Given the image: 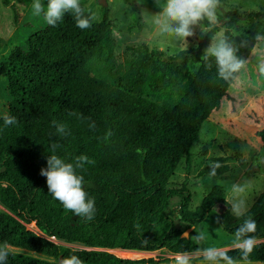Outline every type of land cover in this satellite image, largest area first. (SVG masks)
I'll use <instances>...</instances> for the list:
<instances>
[{"label":"trees","instance_id":"trees-1","mask_svg":"<svg viewBox=\"0 0 264 264\" xmlns=\"http://www.w3.org/2000/svg\"><path fill=\"white\" fill-rule=\"evenodd\" d=\"M81 3L85 14L92 15ZM219 8L224 11L218 15L220 26L202 32L194 48L166 55L144 43L132 46V58L120 69L105 8L88 29H79L65 14L56 26L46 23L32 34L26 49L10 50L0 68L10 97L6 115L17 121L5 126L0 119V244L11 246L7 264H59L60 257L71 255L84 264H169L152 257L130 259L129 252L174 255L199 247L183 238L185 231L166 214L173 198L181 199L184 229L197 230L218 205L224 207L219 225L231 236L243 219H254L257 231L252 235L260 243L250 260L264 264V192L247 216L237 219L223 187H214L193 211L186 187L166 188L200 125L229 97L240 74L226 82L218 77L214 60L202 59L211 37L224 28L233 43L238 20L264 19L262 13H239L223 0ZM139 21L133 14L127 30L139 27ZM257 33L264 35V25ZM245 39L248 46L241 58L248 59L253 44ZM190 63L198 67L191 71ZM53 122L64 125L63 134ZM257 136L264 143V130ZM53 143L58 145L55 153ZM51 154L67 163L81 155L93 161L76 170L84 177L88 198L95 200L91 220L66 211L49 194L39 173ZM229 255L239 257L237 251ZM193 264L205 262L199 257Z\"/></svg>","mask_w":264,"mask_h":264},{"label":"rangeland","instance_id":"rangeland-1","mask_svg":"<svg viewBox=\"0 0 264 264\" xmlns=\"http://www.w3.org/2000/svg\"><path fill=\"white\" fill-rule=\"evenodd\" d=\"M6 6L0 0V68L8 53L14 47L26 49V40L46 25L42 16H35L31 10L32 0H8ZM95 19H100L103 8L107 9L112 23V38L115 43V66L120 69L126 60L132 58L129 47L146 44L149 49H158L166 55H174L181 50L194 48L202 35L197 26L194 36L187 43H181L169 35L158 34L152 24V17L161 11L164 0H83ZM238 10L239 13H262L264 0H223ZM47 6V0H41ZM14 6L12 9L11 6ZM16 12V13H14ZM218 8L217 15H223ZM133 14L138 15L139 27L128 31ZM264 19L253 21L242 18L232 29L233 43L238 49V56L243 55L248 46L245 38L256 44L254 36L263 27ZM221 29V28H220ZM224 29V28H223ZM244 70L228 90L229 97H224L217 111H213L204 121L182 157L176 171L166 185L167 189L186 187L191 192L189 209L191 211L201 203L203 197L214 187H223L227 197L233 184L247 187V206L251 207L258 195L264 192V143L257 132L264 130V77L259 74V59L250 55ZM198 65L190 63L189 69ZM10 101L7 79L0 73V119L7 114ZM219 163L216 175L211 176V165ZM180 198H173L166 214L173 218L180 230L186 231L180 222ZM1 208V207H0ZM223 205L215 206L201 226L188 232L193 239L199 231L207 233V240L199 243V248L209 245L228 246L231 235L225 233L219 225V214ZM32 229V227H29ZM194 240V239H193ZM75 249H84L80 244H68ZM124 258L119 251L112 252ZM130 259L152 257L163 263L173 264V254L167 252L132 253Z\"/></svg>","mask_w":264,"mask_h":264},{"label":"clouds","instance_id":"clouds-1","mask_svg":"<svg viewBox=\"0 0 264 264\" xmlns=\"http://www.w3.org/2000/svg\"><path fill=\"white\" fill-rule=\"evenodd\" d=\"M159 3V0H157ZM220 0H164L160 5L161 11L152 17V24L158 34L169 35L181 43L186 44L189 37L194 36V28L201 27L203 33L213 31L220 26L217 10ZM31 10L33 15L42 16L50 26H56L65 14H70L76 26L85 30L92 26L94 15L85 14L81 0H47V6L41 0H32ZM207 21V26L202 22ZM256 44L253 45L251 53L259 59V74L264 77V35L257 33L254 36ZM238 49L225 35L224 29L216 31L211 37V42L204 51L202 59L215 61L217 75L224 81L236 78V75L247 66V59L237 55ZM5 126L17 123L15 117L5 115L3 117ZM54 126L58 133L63 134L64 125ZM94 127V125H92ZM58 145L53 143L51 151L55 153ZM46 167L41 168L40 175L46 180V187L50 195L58 200L68 212L80 218L91 220L95 214V200L89 199L84 190V177L77 174V169H83L85 164L93 163L87 156L81 155L74 163H67L56 154L47 155ZM219 163L211 165V176L216 175ZM232 196L226 197V204L230 206L231 214L237 219L244 218L248 213L247 187L233 184L230 189ZM257 231V223L251 217L243 219V223L233 233L232 240L228 246L209 245L196 248L192 253L184 251L174 254L173 264H193L196 258L202 257L205 264H252L250 257L260 243L252 234ZM195 243L199 244L207 240V233L199 231L193 237ZM10 245L0 244V264H7ZM230 251H237L239 257L229 255ZM60 264H84L77 255H71L61 259Z\"/></svg>","mask_w":264,"mask_h":264},{"label":"water","instance_id":"water-1","mask_svg":"<svg viewBox=\"0 0 264 264\" xmlns=\"http://www.w3.org/2000/svg\"><path fill=\"white\" fill-rule=\"evenodd\" d=\"M101 3H102V5H105V0H101ZM191 229H193V227L187 229V230L182 234V237L187 239V238L189 237V236H188V232H189ZM61 259H62V258L60 257V259H59V264H60Z\"/></svg>","mask_w":264,"mask_h":264}]
</instances>
